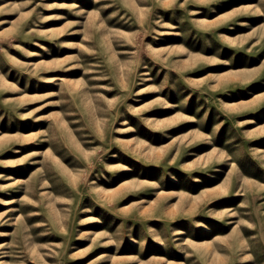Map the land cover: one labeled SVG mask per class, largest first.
<instances>
[{"label": "rangeland", "instance_id": "374dc122", "mask_svg": "<svg viewBox=\"0 0 264 264\" xmlns=\"http://www.w3.org/2000/svg\"><path fill=\"white\" fill-rule=\"evenodd\" d=\"M0 264H264V0H0Z\"/></svg>", "mask_w": 264, "mask_h": 264}]
</instances>
